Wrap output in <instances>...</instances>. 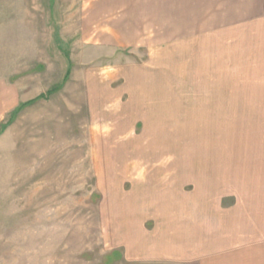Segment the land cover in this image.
<instances>
[{"label": "rangeland", "instance_id": "374dc122", "mask_svg": "<svg viewBox=\"0 0 264 264\" xmlns=\"http://www.w3.org/2000/svg\"><path fill=\"white\" fill-rule=\"evenodd\" d=\"M14 4L0 0V87L17 96L0 134V264H176L135 256L162 221L139 193L170 175L200 229L176 241L202 253L182 264H264V173L235 161L261 157L264 95L220 97L216 72L188 79L201 36L186 35L200 18L184 0H36L22 20ZM254 29L242 85L264 70L244 65L261 60Z\"/></svg>", "mask_w": 264, "mask_h": 264}, {"label": "crops", "instance_id": "0c3cea01", "mask_svg": "<svg viewBox=\"0 0 264 264\" xmlns=\"http://www.w3.org/2000/svg\"><path fill=\"white\" fill-rule=\"evenodd\" d=\"M14 1L16 2L17 0H13V2ZM32 1L36 0H19V2L23 3L22 6H19L21 7V9H18L17 5L15 4L10 5L9 7L12 8L11 10L13 13V15L11 16L14 17V15L17 14L16 17L21 18V20L22 18H32L34 13L30 6ZM184 3V16L187 20L190 16H196L200 18V21H197L198 24H200L195 27V30L192 29L190 31L187 25L185 31L186 35L192 34L201 36L199 41L200 45L194 48V51H199V54H194V56L192 57H195V60L193 62H190L191 65H194L195 67L199 65L200 68L187 73L191 76L190 78H187L191 81L198 80L201 82H207L209 81L210 74L216 72L215 82H217V84L219 81L221 82L220 86L222 93L221 95H219L220 97H225V91H232L233 97H240L242 92H248L249 95H264V70L260 73H257V68H255L250 73L246 82H243L242 85L240 68L242 66V63L240 61L242 49V29L244 33L246 32V29H248L250 35L251 28L253 27H255L254 31H258L257 35H259V37H249L250 40H248V42L253 46L251 47L252 49L259 48V50L261 51V60L259 62L252 61V63H244V65H247L248 67L258 66L264 68V0H184ZM208 18L210 19L206 23H204V19ZM212 19H214L215 21ZM25 21L26 24L24 28L26 32L28 28L27 33L30 35L28 44H30L31 23L30 21L29 23L27 22V20ZM193 26L194 25H192V27ZM194 39L198 41L196 38ZM213 44L214 46H212ZM29 47L30 45H28V48ZM13 48L24 50L27 49V45L21 44L20 46ZM213 50L217 51L215 63L212 59H209L210 57L208 58L210 52ZM225 51H227L229 54H225ZM230 58L232 59L231 62ZM213 64H216V66L213 71L212 69L210 71L209 66H212ZM230 65L234 66L232 68V74L230 72ZM235 66H237L236 69ZM237 69L239 70L236 71ZM230 75H232V78L230 77ZM187 78L186 80H188ZM222 90L225 91L223 92ZM16 100V88L10 87L7 84H5V86L2 88L0 87V134H2L1 129L4 128L2 127L5 119L4 115L10 113L13 117L16 113ZM24 104H27V102ZM254 145L259 147L258 149L259 155L261 156L260 158L251 159V157H249L244 159L242 156L247 155H242L238 156V158H235V161L237 163L243 160H257L259 164L255 169L245 168L244 170H247L248 173H251L252 170L263 171L264 173V164H261L264 163V137L258 139L257 143H254ZM239 171H237V173ZM210 174L211 175H209V177H215L214 171H210ZM171 176L173 175L169 176L168 183L163 180L162 182H158L156 186H153L155 188L144 189L141 193H139L137 209L138 207H140V205H142V208L144 210H147L148 214H157L160 216V219H162V221L161 224L158 225V227H156L153 231L141 229V236L136 239V241L139 243L138 245H136L137 255L135 256H138V258L142 257L147 261H155L154 259H156L158 261H173L176 264H182L184 261H191L194 255H196L194 256L195 258L200 257L199 254L202 253H192V251H190L188 248L177 244L176 241L181 239L191 240L194 235L196 236V234H199L200 229L198 225L192 223L190 219L188 220V216L190 215V213L186 206V203H184V205L182 203H179L181 196L178 191H180V184H182L183 182L173 180V177L170 178ZM247 176L252 177L253 175L248 174ZM158 184L160 185L159 187ZM165 187H168L169 192L162 191L165 190ZM200 187L197 189V192H201L203 198L206 199L209 194L205 190H201ZM157 188L160 189L158 190ZM214 193L215 192L212 191L210 197H212L213 200L211 201L215 200ZM245 220L248 221V225H257V223L256 225L254 222L251 223L250 218ZM237 224L240 225V223ZM129 253L132 252L129 251Z\"/></svg>", "mask_w": 264, "mask_h": 264}]
</instances>
